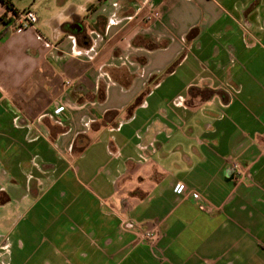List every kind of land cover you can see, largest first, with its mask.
<instances>
[{
	"label": "crops",
	"instance_id": "obj_1",
	"mask_svg": "<svg viewBox=\"0 0 264 264\" xmlns=\"http://www.w3.org/2000/svg\"><path fill=\"white\" fill-rule=\"evenodd\" d=\"M27 8L0 22V264H264V0Z\"/></svg>",
	"mask_w": 264,
	"mask_h": 264
},
{
	"label": "built area",
	"instance_id": "obj_2",
	"mask_svg": "<svg viewBox=\"0 0 264 264\" xmlns=\"http://www.w3.org/2000/svg\"><path fill=\"white\" fill-rule=\"evenodd\" d=\"M5 20L6 27L11 33H21L27 29L34 27L38 23V15L32 9H24V10H12L7 16ZM179 101L182 102L183 98L180 97ZM66 110L65 105H60L56 108V114H63ZM235 169L242 176L248 175V171L245 170L240 163H234ZM184 190V185H180L176 188V193H182ZM161 236L160 229L157 227L152 229H145L140 232V237L142 240L148 241L152 245H155Z\"/></svg>",
	"mask_w": 264,
	"mask_h": 264
},
{
	"label": "rangeland",
	"instance_id": "obj_3",
	"mask_svg": "<svg viewBox=\"0 0 264 264\" xmlns=\"http://www.w3.org/2000/svg\"><path fill=\"white\" fill-rule=\"evenodd\" d=\"M80 0H12L18 10H24L26 6L37 5L39 9L49 12L52 16L59 15L69 10L71 6L79 3Z\"/></svg>",
	"mask_w": 264,
	"mask_h": 264
},
{
	"label": "trees",
	"instance_id": "obj_4",
	"mask_svg": "<svg viewBox=\"0 0 264 264\" xmlns=\"http://www.w3.org/2000/svg\"><path fill=\"white\" fill-rule=\"evenodd\" d=\"M7 1V0H6ZM8 6H11L10 5V0H8L7 2ZM11 8V7H10ZM6 16V15H5ZM5 16H2L1 19H0V22H5Z\"/></svg>",
	"mask_w": 264,
	"mask_h": 264
}]
</instances>
